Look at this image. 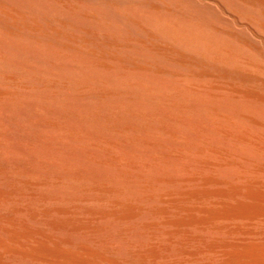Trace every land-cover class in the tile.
<instances>
[{"label": "bare ground", "instance_id": "1", "mask_svg": "<svg viewBox=\"0 0 264 264\" xmlns=\"http://www.w3.org/2000/svg\"><path fill=\"white\" fill-rule=\"evenodd\" d=\"M170 139L183 164L236 166L209 176L229 203L134 210L121 192L100 247H39L40 219L74 231L53 214L104 209L100 191L74 202L100 188L68 168L175 177L153 169ZM0 264H264V0H0Z\"/></svg>", "mask_w": 264, "mask_h": 264}, {"label": "rangeland", "instance_id": "2", "mask_svg": "<svg viewBox=\"0 0 264 264\" xmlns=\"http://www.w3.org/2000/svg\"><path fill=\"white\" fill-rule=\"evenodd\" d=\"M147 146L148 147H145L142 150H145L146 154L151 155L153 157V155H155L157 153L156 151H157L158 146H155L154 143L149 144ZM166 146H167V148H166L164 155L162 156L163 158L162 159L159 158V159L154 160L153 169L155 171H158L159 167H161V164L165 163L168 166L169 170L174 174L175 177L161 178V179H157L156 181L151 180L152 183H151V181H148V180L142 181L143 184H142V182L140 183V182L127 181L126 178L124 176H122V174H117L115 172L108 171L104 168V166H97L96 167V166L92 165V167H91V165H89V164L80 163L83 165H74V168H73V166L68 168L67 173L70 174L71 176H75V177H77V176L78 177H87L88 176L89 179H91V180L94 179L93 181L96 180L95 182L99 183L98 188H100V189H97V187H93V188L88 187L87 189H85L79 193L77 192V195L75 196V198H77V199L74 198V202L76 201L75 203H84L83 201H87L84 203L86 205V203H88V202L92 203V200H93V203H100L99 201L96 202L97 197H98V192L100 191L99 196H101V199H100V197H98V198L100 201H102L103 198L104 199L101 202L99 207L104 208L105 210L99 208L102 211L98 210L96 214H95V212L92 213L93 216L91 214H89L88 212H81L80 210L76 211V209L75 210L70 209L65 214L55 212L53 214L54 217L64 218L65 220L69 219V221H77L79 226L76 228L77 230L76 229L74 230V231H77V232H75V234H74V231L71 230L70 228L62 230V229L54 228L52 226H49V227L45 226L44 227L42 225V222L40 219L39 223H38V227H37V233L42 238V240L40 239L39 247L41 245V242L44 246L47 243V240H45V238H44L46 236L49 237L50 239H53L51 242L49 241L50 248H55L58 245L60 246L61 244H64V246H66V247L75 248V249H76V247H78L77 249L100 247L101 240H102L100 238V236L102 235L103 232H100L99 228L104 227L113 218L127 217V215L129 216L128 207H125L128 210H126L124 207L122 208V206H120L119 208H116L119 206V204H120L119 202L122 203V201L117 196L121 192H123V193H121L119 196L120 197L126 196L128 198L129 203H130L129 207L130 208L134 207L133 208L134 210H136V209L138 210L141 207L142 208L145 207L147 205L146 203H229L230 202L228 197L222 192L223 190L226 189V185L222 184V183H216V182H215L216 184L212 183V182H210L209 178L212 176V174L213 175H220L221 177H223V175H226L224 178H228V176L233 174V170H235L236 166L235 167H234V165H232V166L223 165L222 166L221 164L209 163L206 165V167H204L198 160L190 161L186 164H183L182 163L183 155L181 153L177 152V150L175 151L176 145H175L174 141L170 139L166 143ZM42 148L43 147H41L39 144L38 145L39 153L37 154V175L39 177L46 175V172L48 170H46V168H44L45 162L48 160L49 157L52 156L51 153L49 154L45 149H42ZM134 148H135L134 150L138 151V149L136 147H134ZM41 150L46 151L48 153V155L41 153ZM52 154L55 155L56 153H53V150H52ZM155 164L158 166V168ZM83 166L84 167L86 166V167L84 168ZM80 167H81V169H80ZM142 167H140L139 169L145 168V166H142ZM156 168H157V170H156ZM69 169H72V170L68 172ZM76 173H78V174H76ZM86 173H87V175H86ZM104 178L107 180L109 179V181L105 180ZM100 179H102V180L100 181ZM226 180L227 179H225V181ZM102 181H104L105 183L104 182L102 183ZM110 181L113 184H110ZM106 185H108V186L106 187ZM40 186H42V188H40ZM102 186H103V188H102ZM126 188H128V189L125 190ZM47 189H50L51 193H53V194L56 192V189H54V187L51 188V187H47L45 185L38 184L37 196L42 197L44 192L48 191ZM92 189H93V191H92ZM108 189H109V191H108ZM101 190H103V191H101ZM103 193H105V195ZM84 195H86V196L84 197ZM111 196L114 198H112ZM89 197L92 199H90ZM109 197H110V199L112 198L111 201H109ZM116 198H117V200H116ZM237 198H240V197H237ZM114 201H116L118 204L116 202L114 203ZM237 201H238V199L235 200V202H237ZM105 203H108V205ZM113 203L115 204L116 207L114 206ZM107 206H109V209H107L108 208ZM111 207H113V208H111ZM118 209H121V210H118ZM114 210L116 213L114 212ZM109 211H113L114 214H113V212H111V215H110ZM100 213L102 216L99 215ZM108 213L110 216L108 215ZM123 213H125V214H123ZM104 214L105 215L107 214L106 215L107 217H105L106 219L104 218ZM96 215H98V216H96ZM139 215H141V214H139ZM90 216H92V217L90 218ZM107 219H109V220H107ZM84 221H86V222H84ZM102 222L105 225H102L103 224ZM106 226L109 229L108 224ZM90 228H91V230H90ZM77 233L79 236L76 235ZM80 233H81V235H80ZM55 234H56V236H55ZM86 234L87 235L89 234V235L87 236ZM92 235H93V237H91ZM68 236H70V237H68ZM75 236H76V238H75ZM99 238H100V240H99ZM73 244L75 246H73ZM82 245H84V246H82ZM51 246H53V247H51Z\"/></svg>", "mask_w": 264, "mask_h": 264}]
</instances>
